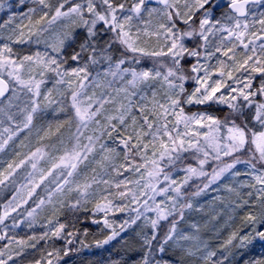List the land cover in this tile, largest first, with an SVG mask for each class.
<instances>
[{"label": "snow or ice", "instance_id": "6c2138e0", "mask_svg": "<svg viewBox=\"0 0 264 264\" xmlns=\"http://www.w3.org/2000/svg\"><path fill=\"white\" fill-rule=\"evenodd\" d=\"M0 14V153L25 131L55 138L0 157V193L14 189L0 205V264H22L40 241L53 244L33 264L118 240L105 264H264V0H0ZM220 185L244 214L214 248L190 217ZM37 189L47 200L26 208ZM93 198L94 244L58 219L38 237L11 234L46 203L79 212ZM113 212L128 215L117 225Z\"/></svg>", "mask_w": 264, "mask_h": 264}, {"label": "rangeland", "instance_id": "374dc122", "mask_svg": "<svg viewBox=\"0 0 264 264\" xmlns=\"http://www.w3.org/2000/svg\"><path fill=\"white\" fill-rule=\"evenodd\" d=\"M10 2H11V0H10ZM0 15H3V14H0ZM4 18L6 19V17H4ZM0 22H2V20H0ZM17 47H19V46H17ZM30 50L35 51L36 50L35 46H32L30 48ZM40 50L43 51L42 46H41ZM51 86H52L51 83H49L46 85V88H49ZM46 88H45V90H46ZM93 91H94V89L92 87H89L87 89V94L89 96H91ZM95 91L97 94H99L100 90L95 89ZM66 103H68V102L66 101ZM107 107L111 108L112 106L107 105ZM60 118H62V120H66V117L63 114H61ZM51 119H52V117L50 115H48L47 120H51ZM47 120H45L44 122L37 120V126L43 124L45 127H47ZM53 130H55L54 127H53ZM61 131L63 132V134L65 136H67L69 134V125L67 123H65L64 128ZM71 131H75V125L74 124L71 126ZM40 135H43V132H41ZM26 137H27V139H25ZM21 141H24V143L28 145V148L22 147ZM52 142H55L54 137L51 140L48 138H45L43 141H39L38 137L35 134V130H33V133L31 135H29V133L25 131L24 133L20 134L18 137L14 138L12 142H10L9 146L6 149V153H0V157H5L6 159H12L15 156V153L17 151H19L21 153H26L29 150V148L34 150L36 147H40L44 144H49ZM97 159H99V156H97ZM92 166H95V165H92ZM92 166H90V168L87 170L89 175H91V167ZM208 170H210V168ZM129 178L133 181L139 179V177H137L135 175H130ZM81 179H83V177H81ZM145 179H146V174H145ZM194 182H198V181H194ZM227 183H230V180L222 182V184H227ZM101 187H103V186H101ZM192 190H194V189H192ZM244 190L249 191V189H244ZM244 190H243V193H244ZM12 194H11L9 199H11ZM75 195H76L75 193H72L71 197H69L67 199H65V197H57V199H65V203L67 204L69 202H74ZM243 195H246V194H243ZM215 196L221 197L222 200H217V201L213 202V197H215ZM43 198L45 200H47V196H44ZM235 198H236L235 195L228 193L222 185L219 186L218 191L211 192L207 195H203L201 197L196 198V201H197L196 206L202 207V211H193L191 213L190 218L197 221L201 225V235H202L203 239H206V236H204L205 232L209 233L210 235H213L214 234L213 229H221V228L225 227L227 225L226 222L229 221V215L233 217L232 221L236 220L238 214L241 216V213H237V212H239L238 210H236V214L233 216V212L230 210L229 207H227V205L229 204V201L234 200ZM129 199H131V197H129ZM91 202L96 203V198H93ZM117 203H119V201H117ZM132 206L135 207V205H132ZM32 207H35V206H32ZM59 208L60 207H59L58 203L55 204V208L53 207V204H47L46 203L40 210H38V212L36 214V223L34 224V226L32 228H28L27 225H24L18 229L13 230L11 234L14 235L17 239L22 238L25 240H28V237L33 236V235H35L37 237L40 236L45 231V228L42 225L47 224L49 219H53V220L58 219L54 213ZM60 209L69 210L67 207L60 208ZM75 214L76 215L69 221H65L62 218H61V220L58 219V221L62 222V223H67V224H69V228H72L71 225L72 224L77 225V223L80 220V217L82 216L81 213H75ZM13 215H15V214H13ZM127 215H128L127 212H124V213L113 212V213L109 214V219L115 220L116 224L119 225L120 223L123 222V220L127 217ZM102 216H103V214H98L97 217H98V219H102ZM214 216L216 217V219H213ZM81 227L83 228V230L85 229L82 225L79 228H81ZM101 227H102V224L100 225V228ZM83 230L80 231L81 238H84L83 237ZM134 235H135V233L131 230L122 234V236H125L127 239H131ZM222 241H223V239H221V243H222ZM122 242L123 241H120V240L114 241V242H112L111 245L106 246V248H104V249H98V248H95L93 246L92 252H90V257L92 258V261H95L94 260L95 255L96 256L99 255V256H102L100 258V261L97 259H96V261L100 262V264H105V262L110 257H116L117 252H120L122 254V251H123L121 249V243ZM5 243H7V241H0V247H2ZM29 243H35V241H29ZM63 243H64V241H62V240H55L54 241L55 247H62ZM52 244H53V241H49L47 245H46L45 241H40L39 243H37L36 248H34V249L31 247H25V255L22 257V264H33V262L35 260L41 258L42 254H46L47 251L51 250ZM218 246H219V243L217 246H213V247L218 248ZM13 247L18 248L19 246L13 245ZM69 259H70V257L65 258V260L62 262V264H68Z\"/></svg>", "mask_w": 264, "mask_h": 264}, {"label": "trees", "instance_id": "16d2710c", "mask_svg": "<svg viewBox=\"0 0 264 264\" xmlns=\"http://www.w3.org/2000/svg\"><path fill=\"white\" fill-rule=\"evenodd\" d=\"M50 115V114H49ZM51 116V115H50ZM62 120V118H60ZM44 122V121H43ZM42 122V123H43ZM37 123V122H36ZM248 190H244V193L242 194H246ZM14 192V189H6L3 193H0V205H3L11 196V194ZM47 196L46 193L43 191V189H37V195L29 201V204L26 205V208H31L32 206H35V203L38 202L40 197H44ZM95 203L90 202L87 205L88 211H79V212H73L70 210H64V209H58L54 214L56 215V217L58 219L61 220L64 219L65 221H69L71 220L76 214L75 213H81V217L79 222L77 223V229H81L80 231L83 230V228H79L81 225L84 228H87L89 230V235L85 238V242H87L88 244H93L95 239L98 238H102L101 236L98 235L99 231H100V225H96L93 224L91 221L92 219H98V214L93 215L92 214V210L94 208ZM254 211H258V209H253ZM239 212L237 213H241V216L238 214L237 218L235 221H231L229 222L225 227L221 228L220 231V235L219 238H216L215 235H210L209 233L205 232L204 236H206V239H210L212 246H217L218 243L221 244V239H226L228 233L233 230L235 227H237L240 224V220L241 217L243 216V211L238 210ZM230 213V212H229ZM230 217V215H229ZM8 223H11V221ZM68 230H73L72 228H69ZM223 242V241H222ZM92 248H88V249H84L82 250V252L79 253H75L73 254L70 259H69V263L68 264H97V260L100 261V258L102 256L99 255H95V261H92V258L90 257V252H92Z\"/></svg>", "mask_w": 264, "mask_h": 264}]
</instances>
